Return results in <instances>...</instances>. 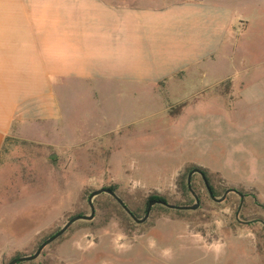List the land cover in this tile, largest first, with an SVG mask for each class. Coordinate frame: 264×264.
Masks as SVG:
<instances>
[{"label":"rangeland","instance_id":"rangeland-1","mask_svg":"<svg viewBox=\"0 0 264 264\" xmlns=\"http://www.w3.org/2000/svg\"><path fill=\"white\" fill-rule=\"evenodd\" d=\"M238 54L259 67L244 76L243 58L233 69L223 59L208 61L155 90L74 81L61 97L59 126L47 124L43 137L35 128L34 137L13 130L0 160V264L33 252L69 216L89 214L93 189L114 186L134 208L152 192L173 203L180 199L176 178L191 164L213 174L215 186L254 194L257 203L247 199L242 216L249 223L235 218L237 226L231 202L205 197L197 213L155 208L136 223L100 196L93 219L75 221L24 264H264V89L253 86L264 80V35L245 36ZM231 79H247L258 98L240 100L244 89L232 88ZM241 181L256 184H235Z\"/></svg>","mask_w":264,"mask_h":264},{"label":"crops","instance_id":"crops-1","mask_svg":"<svg viewBox=\"0 0 264 264\" xmlns=\"http://www.w3.org/2000/svg\"><path fill=\"white\" fill-rule=\"evenodd\" d=\"M253 33L264 35V0H0V160L13 130L34 137L35 128L43 137L47 124H61V97L72 82L155 90L208 61L229 66L236 57L249 76L257 61L238 53ZM246 80L228 83L244 89L240 100L263 99ZM253 86L264 89V80Z\"/></svg>","mask_w":264,"mask_h":264},{"label":"trees","instance_id":"trees-1","mask_svg":"<svg viewBox=\"0 0 264 264\" xmlns=\"http://www.w3.org/2000/svg\"><path fill=\"white\" fill-rule=\"evenodd\" d=\"M194 167H197V168H199L201 170L202 174L204 175V179L206 180V182H207V184H208V186H209L212 194L215 197L222 196V194L226 190L225 188H220V186L218 184L216 186H215V184H213V181H212V177H213L212 175L213 174H210L209 171L205 167H201V166H198V165L191 164V165L186 166L185 169H184V171L181 172V173H179L178 176H177V178H176L175 185H176L177 192L180 195V199L174 201L173 204L190 205V204H193L194 203L195 199L192 196V194L190 193V191H189V189L187 187V181H186L187 180L186 179L187 178L186 177L187 174ZM191 187H192V189L194 190V192L196 193V195L199 198V206H198V208L196 210H170V209L165 208L161 204H155V205L152 206L151 211H153L155 208H160V209L167 210V211H174L178 215H181V214H184V213H197L198 210L202 207V202H203V198L204 197L209 202H212L211 199H210V197H209V195H208V193H207V191H206L204 182H203L202 177H201L200 174L194 173L192 175V177H191ZM106 188H109V189L114 190L116 192V189H115L114 186H109V187H106ZM240 192L244 194V200H243V203H242V209L240 210L239 215H238L239 219L242 220L243 219L242 216L244 214V209L247 206L246 205L247 199H249L253 203L252 206L254 204H256L257 201H256L255 196H254L253 193H252L253 195H250L249 193H247V192H245L243 190L240 191ZM85 195H87V193ZM100 196H104L105 199H107L108 201H110L111 203H113V205L118 209V211H119L120 215L123 217V219L130 220L131 217L108 194L103 193V194L95 197L94 200H93L94 206L96 205L97 198L100 197ZM120 198L123 200V202L125 203V205L131 210V212L137 218L143 217V215L145 214L146 208H147V204H148V202L150 200H160V201H163V202L171 203V201L168 199L167 195H164V194H161V193H158V192H152V193L148 194L146 197L141 198V200L139 202H135V208L132 205H130L125 200L124 197H120ZM239 199H240V197L236 193L230 192V193H228L226 195L224 201L231 202L233 205H235V210H236L237 205L239 203ZM85 207L88 208L87 203H85ZM73 215H75V214H73ZM73 215H71V216H73ZM71 216H69V217H71ZM258 219H260V220H262L264 222V218L263 217H260ZM233 221L236 222L235 217H233ZM236 224H237V226H240V224H238L237 222H236ZM254 224L255 223H252L251 225H254ZM259 225H260L261 229H263V231H264V224H259ZM231 229H232V231H236V225L235 226H232ZM54 232L50 233L49 235L53 234ZM49 235H47V236H49ZM46 237H44V238H46ZM44 238H42L41 240H43ZM46 247L42 250L41 254L45 252ZM31 253H29V254H31ZM21 255H24V254H17L15 256H21ZM24 263H26V262H20L19 264H24ZM29 263H30V261H29Z\"/></svg>","mask_w":264,"mask_h":264},{"label":"water","instance_id":"water-1","mask_svg":"<svg viewBox=\"0 0 264 264\" xmlns=\"http://www.w3.org/2000/svg\"><path fill=\"white\" fill-rule=\"evenodd\" d=\"M52 157V155H51ZM194 173H198L201 175L202 180L204 182L206 191L210 197V199H212L215 202H221L225 199L226 195L230 192H234L236 193L239 197H240V202L238 204L237 210L235 212V218L241 222V223H249V221H242L239 219L238 215L240 212V209L242 207V203L244 200V194L241 193L240 191H238L237 189L231 187V188H227L224 193L222 194V196L220 197H215L206 180L204 179V175L202 174L201 170L197 167L192 168L188 175H187V187L190 191V193L192 194V196L195 199V202L193 204L190 205H179V204H173V203H167V202H163L160 200H150L147 204V208L145 211V214L143 215V217L141 218H137L132 212L131 210L125 205V203L123 202V200L116 194V192L114 190H111L109 188L106 187H101V188H97V189H93L88 197H87V203L88 206L90 208V213L89 214H75L71 217H69L67 219V221L63 224L62 227H60L59 229H57L53 234L47 236L46 238H44L43 240H41L35 247V250L31 253V254H27V255H21V256H15L10 258L7 262H5L4 264H18L20 262H26V261H32L34 259H36L42 252V250L48 246L50 243H52L53 241H55L58 237H60L75 221L78 220H91L94 217V213H95V207H94V203H93V199L94 197L102 194V193H106L108 195H110L112 198H114V200L123 208V210L132 218V220H134L136 223H142L144 222L150 213V210L152 208L153 205L155 204H161L166 206L167 208L170 209H176V210H195L198 208L199 206V198L196 195V193L194 192V190L191 187V177ZM254 221V220H252ZM260 223L264 224V222L262 220H258Z\"/></svg>","mask_w":264,"mask_h":264},{"label":"clouds","instance_id":"clouds-1","mask_svg":"<svg viewBox=\"0 0 264 264\" xmlns=\"http://www.w3.org/2000/svg\"><path fill=\"white\" fill-rule=\"evenodd\" d=\"M166 254V253H165Z\"/></svg>","mask_w":264,"mask_h":264}]
</instances>
